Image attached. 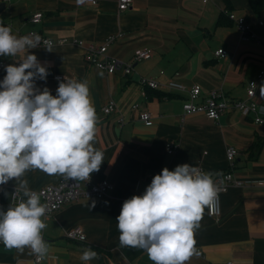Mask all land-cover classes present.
I'll list each match as a JSON object with an SVG mask.
<instances>
[{
  "label": "crops",
  "instance_id": "obj_1",
  "mask_svg": "<svg viewBox=\"0 0 264 264\" xmlns=\"http://www.w3.org/2000/svg\"><path fill=\"white\" fill-rule=\"evenodd\" d=\"M7 2L0 10V25L9 26L13 34L22 36L30 30L55 41L52 51L45 45L28 50L48 70L46 80L36 79L41 91L47 87L56 95L55 76L88 81L90 98L98 116L93 140L96 149L105 152L99 171L91 175L95 181H108L113 189L95 200L81 199L65 204L46 219L42 230L49 248L40 264H153L146 252L138 248L120 247L116 217L122 204L136 192H144L152 178L163 168L177 165H202L213 179L228 167L227 147L239 150L233 165L234 175L246 181L244 186H231L222 194L219 218L204 208L195 246L205 256L194 254L186 264H264V124L255 123L253 115L239 109L225 112L218 121L202 113L185 115L186 92L161 86L147 89L145 97L138 83L150 76L161 83L176 78L191 87L200 84L204 100L214 89H222L229 101L247 97L250 80L264 69V10L256 13L248 0H133L121 11L119 0L77 3V0H0ZM41 11L44 17L35 23L31 17ZM254 21V36L243 39L237 23L229 13ZM110 36L108 53L125 63L133 62L138 49H151V57L133 62L134 70L122 69L105 74L86 58L88 43H103ZM83 41V44L80 43ZM220 48L227 55H216ZM24 54L21 53V56ZM5 67L15 65L19 57L1 56ZM259 81L257 98L264 106ZM2 90V89H0ZM115 100L117 108L106 114L103 107ZM139 103L140 107L133 105ZM151 110L154 123L145 125L141 112ZM170 140L180 142L176 154L167 152ZM60 175L41 170H28L21 180L30 189L59 183ZM19 182L9 180L0 186V209L13 202V190ZM23 197V190L21 194ZM94 204V206H93ZM81 226L86 241L68 238L67 229ZM91 248L98 258L84 262L83 251ZM29 248L22 252L7 249L0 243V264H35Z\"/></svg>",
  "mask_w": 264,
  "mask_h": 264
},
{
  "label": "clouds",
  "instance_id": "obj_2",
  "mask_svg": "<svg viewBox=\"0 0 264 264\" xmlns=\"http://www.w3.org/2000/svg\"><path fill=\"white\" fill-rule=\"evenodd\" d=\"M41 41L38 34L17 36L11 27L0 25V56L20 60L18 66L5 67L0 81V185L15 179L26 198L0 209V242L9 250L29 248L38 260L49 254L42 236L48 205L21 177L38 169L65 180L88 181L104 160L103 152L92 143L99 120L88 81L65 77L55 96L47 87L42 91L36 87V79L46 80L49 73L28 50L39 47ZM44 44L51 52V42ZM260 93L264 96V84ZM217 196L211 172L188 163L171 171L163 168L142 195L123 202L116 217L120 247L144 250L153 264H186L198 254L195 234L204 208L211 207ZM97 258L91 248L80 256L84 262Z\"/></svg>",
  "mask_w": 264,
  "mask_h": 264
},
{
  "label": "built area",
  "instance_id": "obj_3",
  "mask_svg": "<svg viewBox=\"0 0 264 264\" xmlns=\"http://www.w3.org/2000/svg\"><path fill=\"white\" fill-rule=\"evenodd\" d=\"M11 1V0H6ZM91 1L94 5L98 3V0H84V2ZM208 2L209 0H203ZM133 5V0H119L118 7L121 11L129 9ZM44 13L41 11L35 12L31 19L35 23L42 21ZM229 18L237 23L238 29L241 32L243 39H249L250 36H254V21H250L247 17L237 16L234 12L229 13ZM258 23L262 24L264 21L262 19L258 20ZM38 34L36 30H30L27 33H23L22 36L29 34ZM42 38L40 45H45L44 41H50L52 45L58 42H64L66 39H60L55 41L46 36L40 35ZM115 39L114 36H110L103 43H88L86 46V58L89 63L96 65L105 74H111L122 69L124 73L131 74L134 70L133 62H138L142 59H146L152 56L153 52L151 49H138L133 56V62L125 63L117 57L111 56L108 53V45ZM83 44V41H80ZM218 56H226L227 50L220 48L216 51ZM20 63L19 58L16 59L15 65L18 66ZM5 61L0 56V71L4 68ZM264 76V69L260 70L257 77L250 80L247 89V97L244 99H238L234 101H229L226 97L225 92L222 89L211 90L210 94L204 99L200 100L202 87L200 84H195L191 87L185 85L183 82L176 78H171L166 83H161L157 79L150 76H141L139 78V85L141 91L145 97H147V89H158L161 86L167 87L171 90L182 91L187 93V97L183 103V109L185 115L202 113L206 115L209 119L218 121L220 117L227 111L231 109H239L243 115H253V121L255 123L264 124V106L257 98L259 81ZM68 76L58 74L54 78L59 84V82L64 81V78ZM70 79V78H69ZM255 85V86H253ZM134 108L140 107L139 103L133 105ZM117 108V103L115 100H110L104 107L103 110L106 114L115 111ZM140 119L147 126H151L154 123L151 110H145L141 112ZM167 152L171 155L176 154L180 149V142L177 140L168 141ZM104 154L105 152L101 151ZM238 148L236 146L230 145L227 147L226 156L228 160L229 167L218 174L214 181L218 187V196L215 203L208 207L209 214L213 217L219 218L222 214V194L225 193L231 186H244L245 180L239 179L234 175L233 165L236 156L238 155ZM199 170L203 171L202 165H195ZM261 185L264 187V179L260 180ZM4 185V184H3ZM0 185V186H3ZM113 184L108 181H95L90 175L88 181H75V180H65L64 178L57 184L47 185L40 189H31L39 194L42 204L48 205V211L45 214V218L48 219L55 212L59 211L65 204L72 201H79L81 199L95 200L100 199L109 194L113 189ZM16 189H18L16 191ZM22 190L19 188H14L13 190V202L18 203L21 200ZM143 192H136L134 195H142ZM66 236L72 240L86 241L87 236L84 229L81 226H76L71 229H67L65 232ZM1 243V242H0ZM197 253L201 256H205L204 250L201 247L195 246ZM33 261L35 264H40L43 260H38L34 255ZM217 264V263H214ZM223 264H234L233 261H228Z\"/></svg>",
  "mask_w": 264,
  "mask_h": 264
},
{
  "label": "trees",
  "instance_id": "obj_4",
  "mask_svg": "<svg viewBox=\"0 0 264 264\" xmlns=\"http://www.w3.org/2000/svg\"><path fill=\"white\" fill-rule=\"evenodd\" d=\"M251 9L256 13H261L264 10V0H248Z\"/></svg>",
  "mask_w": 264,
  "mask_h": 264
},
{
  "label": "water",
  "instance_id": "obj_5",
  "mask_svg": "<svg viewBox=\"0 0 264 264\" xmlns=\"http://www.w3.org/2000/svg\"><path fill=\"white\" fill-rule=\"evenodd\" d=\"M6 4L7 2L0 3V10H2L6 6ZM43 239L46 240L44 237Z\"/></svg>",
  "mask_w": 264,
  "mask_h": 264
}]
</instances>
